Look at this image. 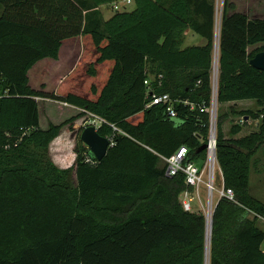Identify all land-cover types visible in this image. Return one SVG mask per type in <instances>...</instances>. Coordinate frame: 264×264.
<instances>
[{"label": "trees", "instance_id": "trees-1", "mask_svg": "<svg viewBox=\"0 0 264 264\" xmlns=\"http://www.w3.org/2000/svg\"><path fill=\"white\" fill-rule=\"evenodd\" d=\"M115 1L0 0V90H8L0 98V264L207 263L206 216L184 210L185 174L167 176L155 152L186 146L191 161L206 160L199 150L210 118L201 106L212 102L217 1L134 0L106 20L101 6ZM233 9L224 0L218 102L255 101L257 111L242 113L259 128L239 137L240 123L224 128L237 111L219 113L216 182L236 201H218L209 264H264V199L252 185L264 151V71L250 62L264 51L250 50L264 43V18ZM188 28L206 44L184 46ZM67 56L81 60L57 92L31 87L37 62ZM83 61L88 78L78 75ZM153 92L178 101L176 117L164 104L147 107ZM36 97L104 119L99 133L114 139L104 159L80 137L76 168L58 167L50 146L68 122L42 128Z\"/></svg>", "mask_w": 264, "mask_h": 264}, {"label": "rangeland", "instance_id": "rangeland-1", "mask_svg": "<svg viewBox=\"0 0 264 264\" xmlns=\"http://www.w3.org/2000/svg\"><path fill=\"white\" fill-rule=\"evenodd\" d=\"M218 8V22H217V33H219L220 20L222 18V11L224 0H216ZM231 3L235 6L231 12H242L250 16L251 18H264V0H230ZM114 11L113 7H108L106 13L112 14ZM264 43H260L251 50L256 49ZM81 58L78 57L74 60H64L55 62L50 59H42L39 63L34 66L32 69L30 85L41 91L48 93H55L57 87L60 85V77L64 79V76L68 75L70 71H73L79 64ZM87 64L85 61L79 66L78 75L83 74L84 77L89 75L87 74ZM83 77V78H84ZM87 77V78H88ZM82 78V79H83ZM80 79V80H82ZM37 101L39 102L40 109V118H41V127L47 129L51 124H63L68 122L61 130L60 135L52 142L50 146V156L55 164L60 168L73 167L76 168L77 162V153L75 148L77 146L78 140L81 137L84 127L91 125L93 118L89 112H84L83 109H74L71 106L63 104L62 101L52 99V98H43L38 97ZM222 108V110H220ZM233 107L237 113L231 114L230 118L225 124V131L228 132L234 124L240 123L243 130L238 135L239 137L248 135L254 131H258L259 120L254 118H246L243 111L253 110L257 111L259 106L255 101H244V102H235L230 104V106L223 105L219 106V113L231 111ZM262 152L259 156L261 161L264 159L262 157ZM264 155V152H263ZM161 161L165 163V160L161 158ZM264 168V166H260ZM74 185H77V175L76 172L73 174L72 179ZM252 185H254V192L264 199V175L261 172H254L252 175ZM200 196L203 201H206V191L202 189ZM219 198V192L216 191L215 199ZM200 204L196 202L195 210L199 209ZM259 225L264 228V224L259 222ZM264 249V243L262 245Z\"/></svg>", "mask_w": 264, "mask_h": 264}, {"label": "built area", "instance_id": "built-area-1", "mask_svg": "<svg viewBox=\"0 0 264 264\" xmlns=\"http://www.w3.org/2000/svg\"><path fill=\"white\" fill-rule=\"evenodd\" d=\"M133 0H118L113 4L115 10H120L125 4L132 3ZM219 33H217V43L215 48L214 58V70H213V91H212V102L210 107L201 106L202 112H208L210 123H209V140L207 143V157L203 164H198L189 159V149L186 146H182L171 156H164L157 152L161 158L165 160L167 164L166 174L169 177L184 173L186 177L187 188L180 194V200L185 211L198 212L202 211L206 216L207 223L211 221L213 224V215L217 207L218 201L225 197L229 200H235V193L232 188H227L223 182L221 186L217 185L218 173L223 174L222 168L218 161V122H219V102H218V78H219ZM145 84L151 88V77L147 78ZM8 95V90H0V98ZM38 99V97H36ZM178 101L174 99L169 93L155 94L152 93V98L148 103L147 107H152L156 104H164L170 117L177 116L176 103ZM195 105L192 103V108ZM93 118L91 125H94L97 129L102 125L104 119L90 113ZM246 119V118H245ZM118 130L116 127H114ZM111 140V146L114 145L113 137ZM202 189L206 191V201H203L200 192ZM216 191L219 192V198L215 199ZM199 203V209L195 210V204ZM260 222L264 224V218H259Z\"/></svg>", "mask_w": 264, "mask_h": 264}, {"label": "water", "instance_id": "water-1", "mask_svg": "<svg viewBox=\"0 0 264 264\" xmlns=\"http://www.w3.org/2000/svg\"><path fill=\"white\" fill-rule=\"evenodd\" d=\"M250 62L255 68L264 71V51L257 53ZM81 140L93 152L98 161L104 159L111 147V140L109 137L102 136L94 125L84 127ZM207 146V144L203 145L199 151L206 150Z\"/></svg>", "mask_w": 264, "mask_h": 264}, {"label": "crops", "instance_id": "crops-1", "mask_svg": "<svg viewBox=\"0 0 264 264\" xmlns=\"http://www.w3.org/2000/svg\"><path fill=\"white\" fill-rule=\"evenodd\" d=\"M115 2H116V1H115ZM115 2H113L112 4H107V5H103V6H101V10H102V12H103V14H104V18H105L106 20L110 19V18L116 13V11H117V10L114 9L115 12H113L112 14H109V15H108V13H106L108 7H113V4H114ZM134 8H135V3H134V0H133L132 3H130V4H125L124 7L121 8L120 10H129V11H131V10H133ZM1 13H2V9H0V15H1ZM185 33H186V38H185V40H184V46H189V45H203V44H206V42H207V39H206V38H204V37H202L201 35H199V34L193 32L190 28H188V29L186 30ZM254 46H256V45H254ZM254 46L250 47V50H251V48H253ZM76 58H78V57H77V56H67V57H63V58H61V59H59V60H54V59H50V58H46V59H50V60H52V61L59 62V61L70 60V59L74 60V59H76ZM40 61H41V60H40ZM40 61H39V62H40ZM39 62H38V63H39ZM33 68H34V67H33ZM33 68H32V69H33ZM32 69L29 71V80H31V74H32V72H33ZM71 72H72V71H70L69 74H70ZM69 74H68V75H69ZM68 75L64 76V79H65ZM61 77H63V75H62ZM61 77H60V81H61V83H62L64 79H62ZM61 83H60V84H61ZM59 86H60V85H59ZM59 86L57 87V90H58ZM33 88H34V87H33ZM35 89H36V88H35ZM57 90H56V92H57ZM244 101H251V100H243V101H240V102H244ZM233 103H235V102L226 103L225 105L230 106V104H233ZM237 103H238V102H237ZM63 104L68 105V106H71V107L74 108V109H82V108H80V107H77V106H74V105L68 104V103H66V102H63ZM40 123H41V118H40ZM41 126H42V125H41ZM42 128H43V127H42ZM263 149H264V148H263ZM262 151H263V150H262ZM263 152H264V151H263ZM263 152H262V157H263V159H264ZM262 166H264V162H263V160H262ZM260 169H261V173H262V175H264V168H260Z\"/></svg>", "mask_w": 264, "mask_h": 264}, {"label": "bare ground", "instance_id": "bare-ground-1", "mask_svg": "<svg viewBox=\"0 0 264 264\" xmlns=\"http://www.w3.org/2000/svg\"><path fill=\"white\" fill-rule=\"evenodd\" d=\"M211 233H212V223H211V221H209L207 223V263L206 264H209V250H210Z\"/></svg>", "mask_w": 264, "mask_h": 264}]
</instances>
